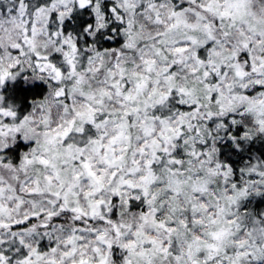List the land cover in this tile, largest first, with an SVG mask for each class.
I'll use <instances>...</instances> for the list:
<instances>
[{
	"label": "snow or ice",
	"instance_id": "6c2138e0",
	"mask_svg": "<svg viewBox=\"0 0 264 264\" xmlns=\"http://www.w3.org/2000/svg\"><path fill=\"white\" fill-rule=\"evenodd\" d=\"M0 264H264V0H0Z\"/></svg>",
	"mask_w": 264,
	"mask_h": 264
}]
</instances>
